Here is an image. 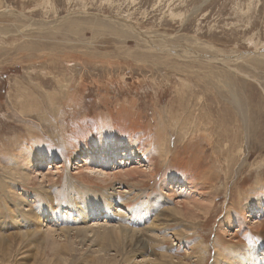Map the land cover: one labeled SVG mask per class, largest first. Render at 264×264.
<instances>
[{
    "label": "rangeland",
    "instance_id": "1",
    "mask_svg": "<svg viewBox=\"0 0 264 264\" xmlns=\"http://www.w3.org/2000/svg\"><path fill=\"white\" fill-rule=\"evenodd\" d=\"M88 153L93 173L77 168ZM121 158L145 173L102 181L95 171H118ZM170 183L192 185L203 211L164 207L185 197ZM112 187L130 195L115 204L123 214L140 205L145 220L163 213L150 242L140 232L149 262L243 261L219 255L221 237L264 249V0H0V233L18 230L10 212L25 191L66 207L72 195ZM32 239L12 261L3 242L0 264H88V241L62 261Z\"/></svg>",
    "mask_w": 264,
    "mask_h": 264
},
{
    "label": "bare ground",
    "instance_id": "2",
    "mask_svg": "<svg viewBox=\"0 0 264 264\" xmlns=\"http://www.w3.org/2000/svg\"><path fill=\"white\" fill-rule=\"evenodd\" d=\"M233 101L237 105V107H239V109L241 110L242 115H243L241 105L239 104V101L236 100V97L234 95H233ZM244 117H245V115H244ZM133 145H134V143H133ZM129 146L131 147V145H129ZM130 150L131 149H128L125 152H127L126 153L127 155H130V157H132V154L134 155V151L133 150L130 151ZM94 153H95L94 157L97 156V158H98V155H97L98 153L96 152L95 149H94ZM126 154H124V155H126ZM106 155H111V153L110 152H102L99 155V158L103 160L104 164H106V161H108L105 158ZM87 156H88L87 159L83 158L84 159L83 164H81L82 161H79V163H77V168L78 169L84 168L83 170H86L85 172L91 171V173H93L92 171H94V169L96 167H91L90 165L92 164V160H94V159L91 158L92 155L90 153H88ZM114 159H115V157H114ZM176 159H177V157H176ZM104 160H106V161H104ZM120 164H121L120 166L116 167V168L121 167L120 170H118V171L107 172V171L102 170V169H97V171H95V172L102 175L104 177L102 179V181L107 182V183L110 180L113 181V179H118L119 176H121V175L124 176V178H126L125 176H128V178L129 177L134 178L135 175L137 176V174H139V173L140 174L145 173V171L139 167L134 166L131 169H128V168L126 169V168L122 167L123 165L128 166L129 164H132V161L130 162L128 160H125L124 158L120 159ZM113 168H115V166ZM23 174H24L23 175L24 180L30 179L29 178L30 177L29 171H26V172L24 171ZM14 181H16V180H14ZM176 184H178V183H176ZM169 185H170L169 186L170 189H172V190L173 189L174 190L180 189L179 194H182V192L186 191L185 197L183 196V198H181V199L179 197V200H177V203H175V205H173L174 203L172 204L173 200L172 201L166 200L164 202V207L171 208L170 210L175 211L176 214L177 213H187L188 215H190V213H192L191 214L192 218H193V216L196 217V215L194 213V212H197L196 209L202 210L203 208H201L202 204L201 205L199 204L200 202H202V200L201 201L199 200L200 202L198 201L199 203H196V201H197L196 200V194L195 195L190 194L192 192L189 190L192 187V185L191 186L187 185V187H185V185H183V184L180 185V183H179V185H175V184L172 185V183H170ZM195 188H196V186L194 187V189ZM187 189H189V190H187ZM112 190L113 191H111L110 192L111 194H109V195L106 192L98 194L95 190H93V192H90V193L86 192V195H85V193H84V195L78 194L80 196H78V195H72L71 196L70 195L71 197L68 199L69 205L66 207H63V206L56 204L55 199H52L51 197H48L47 194H45L46 190L44 192H41L40 194H36V195H34V194L32 195V193L30 191H25L22 195L17 196L18 201H16V202L12 201V204H14L13 206L15 207L14 208L15 212H10V213H12L11 214L13 216L12 218H13L18 230L16 232L14 230L13 233L2 231V233H0V246H1V244L3 245V242H4L3 249L4 248L6 250L8 249L9 260L12 261L13 254H15L14 252L17 249H21L22 244H24L25 242L31 241V238L37 237L36 241L33 239L32 240L35 241V242H33V246H35V248H38L39 252H46L48 250V247H50V249L52 251H55V254L57 256H59L62 261H64V260L68 259L69 257H74V253L79 250V248H77L79 244L85 245V243L88 241L90 243L89 244L90 245L89 246L90 247V256L89 257L90 258L87 260L88 264H117L118 263L117 257L116 256L110 257V254H109L110 248H112V250L115 251V254L119 253V254H117V256H121L123 259V262H125V264H151V263L155 264L154 263L155 261L149 262L152 259H149L148 257H146V255L143 253H140V251H146L150 248V245L147 242L149 240V237H147L146 234H151L152 232L157 230L156 229L157 222H158V219L160 218V216L163 214L162 211H160V213L158 211L155 214L156 215L155 217H157V221H155V217L153 218V220L152 219L151 220L150 219L145 220L146 218H148L147 216H148L150 210L146 207L143 208L142 207L143 205L137 206L136 208L131 210V212L129 214H127L126 212L123 214L122 208H119V207L115 208V204L126 203V201L131 199L130 195L121 196V198H120V197H118V194H117L118 192L115 193L117 191V189L114 187ZM41 191H43V190H41ZM43 195H45V197H46V198L44 197L45 198L44 203H46V205H42L43 200L41 197ZM182 195H184V194H182ZM198 199H200V198H198ZM35 201H38L41 204V206L39 207V210H37V211L33 210L29 207L30 203H33ZM203 204H205V203H203ZM209 204H211V202ZM160 206H161V204H160ZM206 206H208V205H205V207ZM210 206H209V209H210ZM205 207H204V209H206ZM12 211H14V210H12ZM206 211H208V209ZM206 214L208 215L207 212H206ZM100 215L102 217H107V220L104 221V223H99L100 221H98L94 224L97 226L89 225V220L91 218H93V217L94 218L95 217L100 218ZM136 216H138V217L142 216V220H139V222H137L135 220ZM177 217H179V216H177ZM136 219H138V218H136ZM164 219H166V218L164 217ZM108 220H110V221H108ZM163 221H166V220H163ZM144 223H145V225L141 226V228L138 227ZM167 223H169V222H167ZM172 223H170V224H172ZM70 224H73V225H70ZM127 225H132L133 228H129ZM158 226H160V225H158ZM254 226L256 227V225H254ZM191 228H196V224L192 225ZM259 228H260V225L257 226L256 229L258 230ZM166 230H168V229H165V231H163V232H166ZM72 231L76 232L75 235L72 234L73 233ZM224 231H225V229H224ZM140 232L143 235H145L142 238H144L147 241H145L141 238ZM254 233H256L257 235H261V233H258L256 231H254ZM167 234H168V232L163 234L164 237H166ZM149 236H151V235H149ZM149 242H150V240H149ZM226 243H227V246L224 245ZM239 245H242V243H239ZM239 245H233L231 242H226L221 237V238H217L216 243L214 245V248H216V249L218 248L217 250L220 253L219 255L224 253V254L231 256V254L234 255L237 252L241 253L243 261H241L240 263H237V264H264V249H261V251L254 249L255 250L254 251L252 247L245 246L243 248V250H238V249H240ZM131 247H133L135 250H137V254L129 255V251L127 249H130ZM221 252H223V253H221ZM45 254L47 256L48 253H45ZM227 255L226 256L221 255V256H223V258H225V257H227ZM140 256L142 258H141V260L140 259L138 260V257H140ZM163 257H164V259L162 258L160 260L161 264L166 263V260H167L168 264H170V261L174 259V257L172 255H166L165 254ZM202 259H203L202 256H199L198 261L202 262ZM52 260L53 259L50 258L49 262ZM171 264H174V263H171Z\"/></svg>",
    "mask_w": 264,
    "mask_h": 264
}]
</instances>
